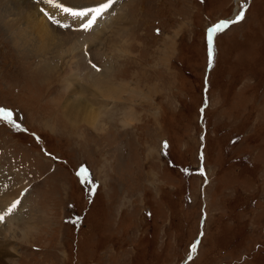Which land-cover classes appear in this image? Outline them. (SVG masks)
I'll use <instances>...</instances> for the list:
<instances>
[{"label": "rangeland", "instance_id": "obj_1", "mask_svg": "<svg viewBox=\"0 0 264 264\" xmlns=\"http://www.w3.org/2000/svg\"><path fill=\"white\" fill-rule=\"evenodd\" d=\"M0 1L11 12L9 26L0 20V106L28 131L0 119V175L17 176L0 210L22 189V204L34 199L0 213V264H179L194 238L191 264H264V0H121L85 59L73 25L47 19L45 32L30 11L40 3L55 18L56 7ZM244 4L214 36L210 63L208 27ZM30 32L45 48L16 44ZM70 86L97 120H65Z\"/></svg>", "mask_w": 264, "mask_h": 264}, {"label": "bare ground", "instance_id": "obj_2", "mask_svg": "<svg viewBox=\"0 0 264 264\" xmlns=\"http://www.w3.org/2000/svg\"><path fill=\"white\" fill-rule=\"evenodd\" d=\"M33 1H36V3H38V1L37 0H33ZM95 1L96 0H86V1H83V0H62V2L64 3V5L65 6H69V7H95V4L97 5L98 4V2L97 3H95ZM121 0H114V3L112 4V6L103 14V16H105V15H109V14H111L110 16H109V18L111 19V20H109V19H106V18H102V19H104V20H101L97 25H95L94 27H92V29L91 30H89V31H84L83 29H80V23H81V21L79 20V19H77V20H79V21H75V23H71L70 22V24L71 25H73L72 27L74 28V32H76L77 34H79L80 35V38L78 37V44H79V46H81V47H83V48H81V52H82V55H83V57H84V54H83V50H84V47H86V49H87V47H88V50L90 51V54H91V52H92V47L94 46V45H91V42L92 41H94V40H96L100 35H101V33H102V28H105L104 26L107 24V23H109V22H111V21H113L114 19H116L117 17H115L114 16V14L116 13V11H117V8H118V4H119V2H120ZM43 2V1H42ZM34 5V4H33ZM33 5H31L30 6V8H34V10H30L31 12H33V13H37L39 16H40V22H42V28L41 29H44V31L45 32H49L50 30H49V27H48V23H47V19H49V15L52 17L53 15H52V8H50V7H45V5L44 6H42V7H39L40 6V3H38L37 4V6H38V8L35 10V7L33 6ZM43 5V4H42ZM48 5H50V4H48ZM46 8V9H45ZM39 9V10H38ZM42 9H43V11H42ZM111 9V10H110ZM11 10V9H10ZM22 11V10H21ZM40 12H41V14H40ZM56 12H57V16H55V18H52L53 20H56L57 18H59V19H62V18H65V16H68V14H66V13H62V12H60V11H58V9H56ZM45 13H48V15H46ZM11 15V12L10 11H8V8H7V5L5 4V2H2V1H0V20L1 21H3V22H5L8 26L10 25V23H9V21L7 20L8 19V17ZM60 15H62L61 17H60ZM54 17V16H53ZM69 17H71V16H69ZM72 18V17H71ZM113 18V19H112ZM69 20V19H68ZM35 21H37V20H35ZM34 21V22H35ZM39 21V20H38ZM56 21H58V20H56ZM36 23V22H35ZM38 24V23H37ZM122 24V23H121ZM33 26V25H32ZM35 26V25H34ZM56 26V25H55ZM56 27H58L59 29H61V30H63V31H70V27H68V28H60L59 26H56ZM35 28V27H34ZM36 29V28H35ZM51 32V31H50ZM35 33V32H34ZM51 34V33H50ZM33 34H31V32H30V35H24V34H20V35H18L16 38H15V42H16V44L17 45H22V46H35V49L36 50H38V49H40L41 47H44V44H43V42L41 41V40H34L33 38H30L31 36H32ZM48 35H49V33H48ZM59 35V34H58ZM51 37H53V35H50ZM50 36H49V39H50ZM37 37H38V35H37ZM35 38V37H34ZM41 39V38H40ZM58 39H61V38H57V40ZM63 39V38H62ZM48 40V39H47ZM53 40V39H52ZM57 40H54V41H56L57 42ZM45 41V40H44ZM47 41H45L44 43H46ZM52 42V44H53V41H51ZM56 42H54V43H56ZM59 42V41H58ZM63 42H65V41H63ZM66 43V42H65ZM47 44V43H46ZM51 44V43H50ZM57 44V43H56ZM47 46V45H46ZM49 46V45H48ZM47 46V47H48ZM55 46V48L57 47L56 45H54ZM45 48V47H44ZM41 49L42 51L43 50H45V49ZM48 48H50V46L48 47ZM54 48V47H53ZM79 48V47H78ZM100 49L102 50V51H104V53L106 54V53H109L110 55H111V60L113 59V58H115V55L113 54V52L110 50V49H107V48H105V47H100ZM41 50H40V52H41ZM39 51V50H38ZM76 52L73 50V55H72V58H74V57H76ZM84 59H85V57H84ZM108 60V56H106V61ZM79 61V60H78ZM76 63L77 62V60H74L72 63ZM74 63V64H75ZM107 65V62H106V64H105V66ZM76 66V65H75ZM78 67V66H77ZM76 68V67H75ZM71 69L73 70V68L71 67ZM76 72V71H75ZM76 79V78H75ZM97 79V78H96ZM104 80V79H103ZM73 81V80H72ZM76 81V80H75ZM78 81V80H77ZM81 82V81H80ZM95 82V81H94ZM101 82V81H100ZM67 84H68V81L66 82ZM74 83H76V82H74ZM79 84V83H78ZM98 84V83H97ZM75 86V85H74ZM112 87H113V85H112ZM75 88H77V87H75ZM74 88V89H75ZM79 88V87H78ZM81 88V87H80ZM97 88V87H96ZM99 88V87H98ZM98 88H97V90H98ZM108 88V87H107ZM73 88H72V86H70V87H67L66 89H65V92L67 93V94H65V96L63 97V101H62V108H63V112H64V115H65V120H68V119H70V121L71 122H74V123H76L77 121H83V122H88V120L87 119H82V118H80L79 117V115L80 114H82V113H85V115L87 116V117H89L90 119V121H93L94 119H96L97 120V117L96 116H98L95 112L96 111H94V107L93 106H91L92 104H89V101H88V99H87V94H85V95H83V92H80V90H77V91H75ZM111 89H113V88H111ZM91 91H93V90H91ZM102 91V90H101ZM87 92V91H86ZM94 92V91H93ZM103 92V91H102ZM101 92V93H102ZM113 92H115L114 91V89H113ZM117 92H122V88H118V91ZM97 93V92H96ZM100 93V92H99ZM67 96V97H66ZM57 103V102H56ZM99 114V113H98ZM99 118V117H98ZM79 123V122H78ZM92 123V122H91ZM94 125H95V123H93ZM18 174H19V176H21L22 177V172L21 171H19V172H17ZM9 179L8 180H6V179H4V177L2 176V172H1V175H0V196H4L7 192H9V190L11 189V185H12V183H16L17 181H16V173L15 174H10L9 176ZM23 185V184H22ZM21 191H23V189L22 190H19V191H17V194H16V196H18L19 195V193L21 192ZM33 193V191H31L30 190V195ZM21 194V193H20ZM15 196V197H16ZM14 199V198H13ZM12 199V200H13ZM17 201H19V206L18 207H16V212H15V215L17 214H22V213H24V212H27V211H31V209H32V204H31V201L32 200H34V199H32L31 201H29V203H28V201H27V203H24V204H22V202H21V198H17L16 199ZM12 202V201H11ZM10 202V203H11ZM9 203V204H10ZM5 204H7V203H4V205ZM9 204H7V205H5L4 206V208L3 209H5V208H8L7 206L9 205ZM0 208H2V207H0ZM15 208V207H14ZM3 209L2 210H0V213L1 212H3ZM14 215V216H15ZM28 217H29V215H28ZM27 217V218H28ZM34 219V217L33 216H31L30 217V222H29V225L30 226H32L34 223H33V220ZM29 221V220H28ZM27 221V222H28ZM1 223V222H0ZM3 224V223H2ZM1 224V225H2ZM34 227V226H33ZM27 233V232H26Z\"/></svg>", "mask_w": 264, "mask_h": 264}, {"label": "snow or ice", "instance_id": "obj_3", "mask_svg": "<svg viewBox=\"0 0 264 264\" xmlns=\"http://www.w3.org/2000/svg\"><path fill=\"white\" fill-rule=\"evenodd\" d=\"M43 2L46 4L53 5L60 12L66 13L69 16L73 17L74 19H79L81 21L80 28L83 29L84 31H89L96 24L97 20L101 18L103 14L112 6L114 0H103V2L98 3L95 7H69V6H65L62 0H43ZM246 7H247L246 4L242 5L241 10L235 16V19H225L218 21L217 23H214L211 27L207 29V44H208V54H209L210 63L213 59V38L215 34L224 31L231 24L237 23L240 20H242L245 16L244 8ZM45 14L48 15V13ZM49 19H52L50 15H49ZM56 22L58 23L59 21ZM64 26L67 27V25ZM0 119L8 122L15 128L21 127V125L17 122V120L14 119L13 111L9 108L0 106ZM165 146H167L166 142H165ZM77 175L84 177V182H88L90 184L92 183L91 180L88 178L87 168L81 166V168L77 172ZM94 190H95V186L93 184V186L90 188V191H94ZM18 203L19 201H16L12 205V207L14 208ZM11 211L12 209L10 208L9 212ZM4 219H5L4 215H0V221H3ZM198 243L199 241L192 244L191 250L193 252L196 251ZM189 259H191V256H189Z\"/></svg>", "mask_w": 264, "mask_h": 264}, {"label": "flooded vegetation", "instance_id": "obj_4", "mask_svg": "<svg viewBox=\"0 0 264 264\" xmlns=\"http://www.w3.org/2000/svg\"><path fill=\"white\" fill-rule=\"evenodd\" d=\"M187 251H188V250H187ZM186 255H187V254H185V255L181 258V260L179 261V264H181L182 261L186 258Z\"/></svg>", "mask_w": 264, "mask_h": 264}]
</instances>
